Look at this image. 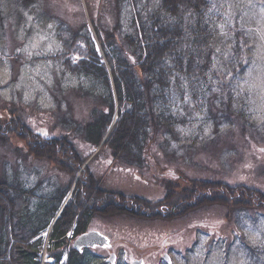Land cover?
Listing matches in <instances>:
<instances>
[{
	"label": "rangeland",
	"instance_id": "obj_1",
	"mask_svg": "<svg viewBox=\"0 0 264 264\" xmlns=\"http://www.w3.org/2000/svg\"><path fill=\"white\" fill-rule=\"evenodd\" d=\"M208 12L227 37L231 26L247 31L248 56H240L245 68L234 71L230 56L234 53L228 49L219 54L217 65L219 74L230 73L221 76L212 100L206 92L199 95V89H175L171 108L186 119L178 126L181 137L166 141L168 133L162 140L158 135L147 144L141 164L127 167L130 156L116 160L111 149L102 143L94 148L80 135L93 119L92 109L100 104L89 94L90 80L70 72L81 56L65 55L64 39L74 41L88 57V36L74 40L73 32L85 33L89 27L103 55L93 21L99 19L110 29L119 14L128 23L130 9L126 5L119 9L117 0H0V123H5L7 138L0 137V179L15 182L19 178L24 185L36 187L29 211L44 196L54 191L61 194V187L71 185L58 218L64 205L74 199V188L81 185L80 180H88L91 171L90 180L100 185V201L87 215L81 208L76 219L83 214L86 231L99 230L109 236L107 246L92 250L107 264L111 254H116L115 264L141 259L144 264H264V210L258 208L255 197L244 192L234 195L232 189L220 186L215 193L204 191L193 201L163 208L172 203L170 195L208 180L215 182L206 188L225 181L264 191V0H215ZM236 40L240 42L239 37ZM223 87L233 102L221 101L218 95ZM117 120L116 114L108 132ZM25 124L49 139L64 131L76 135L77 156L65 160L69 154L60 153L59 148L57 159L25 157L17 147L28 152L29 143L32 149L55 156L43 148L45 141L31 136ZM168 189L170 200L165 204ZM143 199L152 204L145 205ZM21 204L25 203L15 201V211ZM73 229L68 236L72 237ZM51 230L50 226L40 235L41 264L55 262ZM75 239L67 240L61 263L67 261Z\"/></svg>",
	"mask_w": 264,
	"mask_h": 264
},
{
	"label": "trees",
	"instance_id": "obj_2",
	"mask_svg": "<svg viewBox=\"0 0 264 264\" xmlns=\"http://www.w3.org/2000/svg\"><path fill=\"white\" fill-rule=\"evenodd\" d=\"M212 1L215 0H117L119 9L123 5L130 9L128 23L121 20L122 14H119L117 23L110 29H105L99 19L93 21L97 42L103 55L96 42L91 39L89 27L84 30L85 33L73 32L74 40L88 36L87 44L91 50L88 57L82 49L75 46L74 41L67 42L64 39L66 52L63 53H79L81 56L76 62V68L70 72L89 79L92 85L89 88L91 98L102 104L101 107L99 105L92 109V121L80 130V135H83L88 143L94 148L102 143L111 149L116 160L128 155L131 160L127 162V167L138 166L147 144L158 135L162 140L168 133L166 141L169 137H181L178 126L186 123V119L171 108L176 99L175 89H199V95L206 92L207 97L212 100L213 88L218 87L222 75L227 74L228 77L230 73L223 71L222 75L219 74L221 67L217 65L219 54L228 49L229 53L233 52L239 56L236 58L234 54H230L231 67L234 71L239 68V72H242L246 64L240 60V56H248V33L245 28L236 25L229 27L230 37H227L208 12ZM238 37L239 43L236 40ZM195 93L194 91V96ZM218 96L221 101L228 98L233 102L232 95L225 92L224 87ZM218 96L215 98L219 100ZM116 114L118 120L108 132ZM24 126L31 136L45 141L46 146L43 148H49V152L55 154L49 156L50 154L32 149L29 143L28 152L17 147L25 157H34L36 154L35 157L40 159H57L59 148L60 153L69 154L65 160H70L69 157L76 155V135L64 131L61 136L49 139L50 137L43 136L28 124ZM4 127L5 123H0V137H4ZM74 133L79 135L77 129ZM72 159L77 161L76 158ZM56 161L57 167L60 168L59 160ZM88 177V180H80L81 185L76 191V187L74 188V199L64 205L58 218L57 212L71 185H67L65 189L61 187V194L54 191L44 196V199L36 202L34 208L29 211L28 203L30 197L35 195L36 187L24 185L19 178L15 182L6 178L0 179V223L3 222L4 228L0 227V264H41L39 254L43 239L40 235L50 226V247L57 250L51 254L55 259L51 264H63L62 249L67 240L75 239V236L84 233L88 227L87 221L81 219L83 214L76 219L80 209L87 215L97 208L100 201V185L90 180L91 171ZM204 185L200 182V185L189 186L184 193L173 194L174 197L170 195L172 203L168 201L166 204L167 199L170 200L168 189L163 200L166 205L163 208L166 210L171 206L184 204L185 201H193L204 191L215 193L216 188L224 186L226 189H232L234 195L246 193L253 199L255 197L258 208L264 210V191L257 187L241 184L233 186L225 181H219L207 188ZM15 201L25 204H21L15 211ZM142 201L145 205L152 204L149 200ZM73 226L70 237L68 232ZM92 250L73 247L68 252V259L64 264H107L102 256Z\"/></svg>",
	"mask_w": 264,
	"mask_h": 264
},
{
	"label": "water",
	"instance_id": "obj_3",
	"mask_svg": "<svg viewBox=\"0 0 264 264\" xmlns=\"http://www.w3.org/2000/svg\"><path fill=\"white\" fill-rule=\"evenodd\" d=\"M109 244V238L102 234L101 232L97 230H91L88 232H84L81 235L78 236L76 239L74 246L78 248L79 250H82V248H88V247H95L100 246L104 247ZM167 260H169V256L166 255ZM116 255L111 254V256L108 258V261L111 262V264H115ZM142 260L134 261L132 264H142Z\"/></svg>",
	"mask_w": 264,
	"mask_h": 264
},
{
	"label": "bare ground",
	"instance_id": "obj_4",
	"mask_svg": "<svg viewBox=\"0 0 264 264\" xmlns=\"http://www.w3.org/2000/svg\"><path fill=\"white\" fill-rule=\"evenodd\" d=\"M89 231H91V230H89ZM98 231V230H97ZM86 232H88V231H86ZM100 232V231H99ZM102 233V232H101ZM103 234V233H102ZM104 235H106V234H104Z\"/></svg>",
	"mask_w": 264,
	"mask_h": 264
},
{
	"label": "flooded vegetation",
	"instance_id": "obj_5",
	"mask_svg": "<svg viewBox=\"0 0 264 264\" xmlns=\"http://www.w3.org/2000/svg\"><path fill=\"white\" fill-rule=\"evenodd\" d=\"M93 230V229H92ZM87 231H89V230H87ZM99 231V230H98ZM86 232V231H85ZM104 234V233H103Z\"/></svg>",
	"mask_w": 264,
	"mask_h": 264
}]
</instances>
